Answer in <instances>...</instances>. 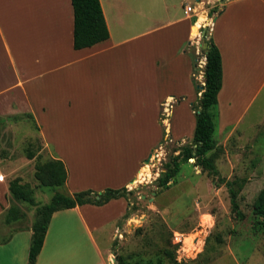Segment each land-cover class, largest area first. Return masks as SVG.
I'll return each mask as SVG.
<instances>
[{"label":"rangeland","instance_id":"obj_1","mask_svg":"<svg viewBox=\"0 0 264 264\" xmlns=\"http://www.w3.org/2000/svg\"><path fill=\"white\" fill-rule=\"evenodd\" d=\"M102 1L105 6V0ZM200 3V0L198 3L196 0H114L112 6H105V11L107 13L111 8L110 13L118 15L120 9H124V26L120 28L119 25L117 31L110 26L114 43H118L133 36L134 28L144 31L155 28L160 24L159 19L164 21L167 16L183 17L186 5L201 14L205 6ZM18 9L13 7L8 14L14 30L23 24ZM208 12L206 8L201 14L206 20L198 28L196 37L189 40L188 48L192 52L187 53L195 57V63L191 60L196 65L193 68V91L187 100L180 101L181 106L172 120V130L165 121L171 120L172 114L161 111L158 128L156 125L151 128L150 110L137 107V112H130L139 104L140 97L135 99L137 103L132 97H126L124 102L119 98L120 88L125 87L126 81L133 84L131 62L141 63L143 69L138 70V75H143V89L149 87L148 71L152 69V62L168 51L165 49L155 54L156 47L152 42L157 33L144 36L128 46L121 44L111 52L108 67L111 73L102 74L94 81L96 95L86 106L79 105L72 111L36 112L33 118L40 130L24 117L25 114L12 115L22 117L19 121L0 122V170L7 175V183L18 179L21 184H28L36 202L31 206L10 197V205L16 207L18 219L10 230L2 233L3 227L8 225L4 217L7 211L0 217V240L12 231L30 228L35 221L36 205L47 204L54 193L66 196L81 191L100 193L107 189L106 183L112 180L111 176L117 172L123 175L134 172L138 160H146L151 155L146 164L150 177L126 188L134 192L125 205L128 217L122 218L127 212L124 211L115 224L110 222L118 214L119 205L117 211L102 213V230L93 234L101 253L96 264H108L106 251L110 264L119 259L152 264H264V217L253 213L254 200L264 186V84L230 132L226 124H231L234 119L224 121V100L222 106L215 108L214 139L221 147L215 166L219 177L235 182L233 187L238 190L242 219L233 216L228 189L224 185L215 187L211 177L194 165V160L181 164L177 177L169 186L157 188L154 184L165 171L170 156L192 143L194 114L204 86L200 35L218 13L209 17ZM0 58H3L1 48ZM120 58L122 60H118ZM124 60H128L127 64ZM32 66L36 74L39 73L41 66ZM72 82L77 90L88 88L82 78ZM32 88L38 92V80ZM105 91L110 95L108 99ZM141 100L144 106L151 105L150 96L144 95ZM222 132L229 135L224 144L219 145L224 137ZM29 153L34 156L31 160L27 158ZM53 159L64 163L70 184L56 189L39 188L34 178L35 166Z\"/></svg>","mask_w":264,"mask_h":264},{"label":"crops","instance_id":"obj_2","mask_svg":"<svg viewBox=\"0 0 264 264\" xmlns=\"http://www.w3.org/2000/svg\"><path fill=\"white\" fill-rule=\"evenodd\" d=\"M99 2L109 38L90 48L74 50L70 0H0V48L3 56L0 58V118L30 113L33 116L36 112L72 111L79 105L86 106L89 99H94L96 95L94 81L102 74L111 73V52L117 47L128 46L144 36L157 33L158 36L152 42L156 47L155 54L165 49L168 51L162 52L152 62V72L148 71L149 87L143 89V75H138V70L143 69L141 63L131 62L130 77L133 84L129 85L126 81L125 87L120 88L119 98L124 102L126 97H132L133 101L140 97L139 104L130 112H137V107L150 110L151 128L160 124L161 111L172 114L171 120H165L172 130V120L175 111L181 106L180 101L187 100L193 91V68L196 65L192 63V60L195 63V57L187 53L192 52L188 48L189 40L196 37L198 28L205 22L201 14L206 8L209 11L218 6L219 11L209 22L208 32L220 52L222 63V86L217 95L216 107L222 106L221 101L224 100V121L234 119L231 124H226L229 132L238 124L264 84V0H200V4L205 6L201 14L194 7L193 14H186L185 7L189 6L186 5L183 7V17L167 16L164 21L159 19L160 24L155 28L144 31L134 28L133 36L118 43H114L110 26L115 31L119 25L120 28L124 26V9H120L118 15L110 13L111 8L106 13L105 6H112L114 0H105V6L102 0ZM13 7L22 9H18V13L23 16V24L18 30L13 29L8 17ZM202 56L204 66L205 54ZM123 62L127 64L128 60ZM32 65L41 66L39 73L36 74ZM76 78L84 79L88 88L75 89L72 81ZM37 80L40 88L35 92L32 85ZM105 92L108 99L110 95ZM144 95L151 97V105H143L141 98ZM173 104L176 106L172 107ZM223 134L219 145H223L229 135ZM105 139L109 141V138ZM145 166L144 158L139 159L134 172L130 171L126 175L117 172L111 176L114 184L108 181L106 187L129 189L131 185L140 183V171ZM6 176L0 170V217L11 204ZM69 184L67 173L64 187ZM126 204L128 202L121 198L101 207L83 205L55 212L35 264H96L101 253L93 234L102 230V213L117 211L119 205L118 214L110 221L115 224L125 211ZM14 224L4 226L2 233L10 230ZM32 234L30 227L10 232L2 239L7 240L4 243L0 240V264H27ZM81 247L84 248L82 254ZM106 252L110 264L109 252Z\"/></svg>","mask_w":264,"mask_h":264},{"label":"trees","instance_id":"obj_3","mask_svg":"<svg viewBox=\"0 0 264 264\" xmlns=\"http://www.w3.org/2000/svg\"><path fill=\"white\" fill-rule=\"evenodd\" d=\"M70 1L73 11V49L90 48L106 41L109 38V32L99 0ZM218 11V6H214L208 12L209 17ZM202 43L207 46L203 71L204 86L199 97L198 108L194 114L195 126L192 143L191 145L183 146L176 155L170 156L165 165V171L159 175L154 184L157 188L169 186L171 181L177 177L181 164L193 159L194 165L201 168L202 171H205L211 177L215 187L224 185L228 189L233 216L237 219H242L243 214L238 203V190L233 187L235 182L219 177L215 166L217 152L221 150V147L217 146L214 139L215 118L217 116L215 108L217 95L222 86L221 56L207 31L202 38ZM24 117L29 119L39 129L32 115L25 114ZM21 118L19 116H9L8 118H0V122L19 121ZM208 153L211 154L208 155ZM33 157L31 153L27 155L30 160ZM34 178L39 188H62L67 180V171L61 160H48L35 166ZM8 191L13 200L35 206L33 189L28 184H21L18 179H14L8 183ZM133 194V191L127 190L125 187L119 189L107 188L100 193L81 191L72 196L54 193L47 204L39 207L36 205L35 221L31 226L33 234L28 251L27 264H35L43 246L51 217L55 212L83 205L101 207L112 200L121 198L128 202L133 197ZM253 213L264 217V186L254 200ZM16 214V207L10 205L5 214L6 223L10 224L17 221ZM127 217L128 211L122 218L126 219ZM6 241V239L2 240L3 243ZM116 262V264H152L151 262L128 261L126 259H119Z\"/></svg>","mask_w":264,"mask_h":264},{"label":"bare ground","instance_id":"obj_4","mask_svg":"<svg viewBox=\"0 0 264 264\" xmlns=\"http://www.w3.org/2000/svg\"><path fill=\"white\" fill-rule=\"evenodd\" d=\"M149 177H150V169L148 166H145L140 171L139 180H140V182H143V180H147V178H149Z\"/></svg>","mask_w":264,"mask_h":264},{"label":"water","instance_id":"obj_5","mask_svg":"<svg viewBox=\"0 0 264 264\" xmlns=\"http://www.w3.org/2000/svg\"><path fill=\"white\" fill-rule=\"evenodd\" d=\"M196 2L198 3L199 0H196ZM204 35H205V31H203V32L201 33V35H200L201 39L204 37ZM200 47L202 48L203 54H206V52H207V46H206V44L200 45ZM150 158H151V155H149L148 158L145 160V163H146V164L149 163ZM192 160H193V159H190V161H192ZM154 194H155V193H153V195H154ZM113 264H116V263H113Z\"/></svg>","mask_w":264,"mask_h":264},{"label":"built area","instance_id":"obj_6","mask_svg":"<svg viewBox=\"0 0 264 264\" xmlns=\"http://www.w3.org/2000/svg\"><path fill=\"white\" fill-rule=\"evenodd\" d=\"M184 11H185L186 14H193V9H192L191 6H186ZM207 27H208L207 29L206 28L204 29L205 32L206 31L209 32V23L207 24Z\"/></svg>","mask_w":264,"mask_h":264}]
</instances>
